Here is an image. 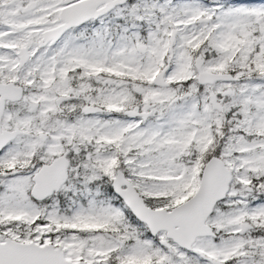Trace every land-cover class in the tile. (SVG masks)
<instances>
[{
    "label": "snow or ice",
    "instance_id": "snow-or-ice-1",
    "mask_svg": "<svg viewBox=\"0 0 264 264\" xmlns=\"http://www.w3.org/2000/svg\"><path fill=\"white\" fill-rule=\"evenodd\" d=\"M0 264H264V0H0Z\"/></svg>",
    "mask_w": 264,
    "mask_h": 264
}]
</instances>
